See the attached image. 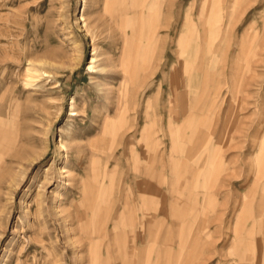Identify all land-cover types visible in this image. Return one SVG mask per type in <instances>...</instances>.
<instances>
[{"label":"rangeland","instance_id":"rangeland-1","mask_svg":"<svg viewBox=\"0 0 264 264\" xmlns=\"http://www.w3.org/2000/svg\"><path fill=\"white\" fill-rule=\"evenodd\" d=\"M0 264H264V0H0Z\"/></svg>","mask_w":264,"mask_h":264},{"label":"bare ground","instance_id":"bare-ground-1","mask_svg":"<svg viewBox=\"0 0 264 264\" xmlns=\"http://www.w3.org/2000/svg\"><path fill=\"white\" fill-rule=\"evenodd\" d=\"M81 20H82V17H81ZM87 32H88V30H87ZM96 53V48L93 46V48H92V54H95ZM95 62V58H94V56H92L91 57V60H90V65H89V69L92 71V72H94L93 71V69H94V65H93V63ZM30 69H28V71H29ZM31 71V70H30ZM35 72L37 71V69H35L34 70ZM29 77H31V76H29ZM76 113H74V112H71L70 113V115H75ZM130 253V252H129ZM133 253V252H132ZM125 254V253H124Z\"/></svg>","mask_w":264,"mask_h":264}]
</instances>
